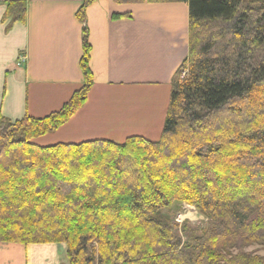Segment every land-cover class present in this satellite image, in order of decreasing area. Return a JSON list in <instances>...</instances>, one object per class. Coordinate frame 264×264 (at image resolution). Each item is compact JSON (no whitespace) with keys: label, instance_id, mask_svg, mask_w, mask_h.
Here are the masks:
<instances>
[{"label":"trees","instance_id":"obj_1","mask_svg":"<svg viewBox=\"0 0 264 264\" xmlns=\"http://www.w3.org/2000/svg\"><path fill=\"white\" fill-rule=\"evenodd\" d=\"M93 1L82 85L49 115L0 118V243L64 244L69 264H264V0H115L189 5L161 138L36 144L88 99ZM6 15L25 21V0ZM176 201L207 219L186 239Z\"/></svg>","mask_w":264,"mask_h":264},{"label":"crops","instance_id":"obj_2","mask_svg":"<svg viewBox=\"0 0 264 264\" xmlns=\"http://www.w3.org/2000/svg\"><path fill=\"white\" fill-rule=\"evenodd\" d=\"M12 1L17 0H0V118L44 117L59 110L84 81L80 65L84 23L78 17L84 0H25V21L6 15ZM85 15L94 83L84 106L53 134L75 124L82 110L110 95L124 99L131 111L143 112L141 128L154 125L162 130L173 75L188 55V3L94 0ZM66 137L72 140L64 143H78L73 136ZM50 244L58 249L52 260L29 253L33 248L29 244L24 264L32 260L69 264L64 244L37 246ZM18 249L2 245V262Z\"/></svg>","mask_w":264,"mask_h":264},{"label":"rangeland","instance_id":"obj_3","mask_svg":"<svg viewBox=\"0 0 264 264\" xmlns=\"http://www.w3.org/2000/svg\"><path fill=\"white\" fill-rule=\"evenodd\" d=\"M125 103L126 101L124 99L115 97L114 95L104 97V99L100 102L92 103L91 105L94 106L90 110L88 108L82 110L73 121L75 124L66 126L65 128L57 131L55 134H53L54 132H51L52 134L48 133L37 137L36 139H33V142L49 145L62 140L63 142L72 140L69 139V137H66V135L73 136L76 141L78 140L77 142L89 139H109L116 142H123L126 138L132 135H141L151 140H159L161 138L162 130H155L154 125L149 129L141 128L140 124L143 112H133L130 108H127V106L124 105ZM154 114L157 115L156 112ZM141 129L146 131H142ZM164 214L172 221L178 223L177 231L181 234L183 239L187 238L186 232L182 227L184 224L187 225V230L194 231L195 228L198 229L204 227L207 221V219L196 209L195 206L180 201H176L171 208L166 209ZM2 245H17L20 249L16 250L18 254L15 256L10 254L9 257H5L4 263L2 262V257H0V264L25 263L24 256L26 245L18 243H0V247ZM37 245L38 244H30L29 247L33 248L29 250V253L32 254L34 252H39L45 258L48 257L52 260L54 258L52 256L54 249L58 252L55 244H50V246L47 247ZM249 249H256L257 253L264 254V251L258 249L256 246H251ZM39 262H41V260H32L31 264H39ZM50 262L51 261L47 264Z\"/></svg>","mask_w":264,"mask_h":264},{"label":"built area","instance_id":"obj_4","mask_svg":"<svg viewBox=\"0 0 264 264\" xmlns=\"http://www.w3.org/2000/svg\"><path fill=\"white\" fill-rule=\"evenodd\" d=\"M184 74V73H183Z\"/></svg>","mask_w":264,"mask_h":264}]
</instances>
